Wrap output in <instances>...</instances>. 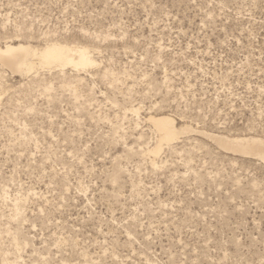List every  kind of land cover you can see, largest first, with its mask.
<instances>
[{
    "label": "rangeland",
    "instance_id": "obj_1",
    "mask_svg": "<svg viewBox=\"0 0 264 264\" xmlns=\"http://www.w3.org/2000/svg\"><path fill=\"white\" fill-rule=\"evenodd\" d=\"M12 40L97 64L0 66V264H264V161L207 135L264 137V0H0Z\"/></svg>",
    "mask_w": 264,
    "mask_h": 264
},
{
    "label": "bare ground",
    "instance_id": "obj_2",
    "mask_svg": "<svg viewBox=\"0 0 264 264\" xmlns=\"http://www.w3.org/2000/svg\"><path fill=\"white\" fill-rule=\"evenodd\" d=\"M95 64L97 62L94 55L92 56L91 49L80 44L71 45V43L54 41L45 46H39L32 42L13 40L0 44V66L21 76L36 73L39 69L53 68V66H71L78 71L87 70ZM1 95L0 93V98ZM147 119L159 133L157 143L150 150L154 156L161 153L165 144L175 142L182 134L196 131L194 127L185 123L178 126L175 119L168 114H150ZM207 135L227 150L259 157L264 161V137L262 136L251 134L229 136L213 133H207Z\"/></svg>",
    "mask_w": 264,
    "mask_h": 264
}]
</instances>
